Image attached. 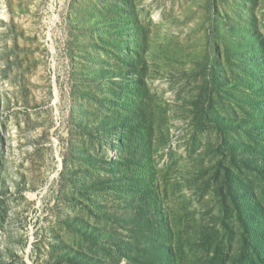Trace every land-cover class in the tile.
Here are the masks:
<instances>
[{
	"label": "rangeland",
	"instance_id": "1",
	"mask_svg": "<svg viewBox=\"0 0 264 264\" xmlns=\"http://www.w3.org/2000/svg\"><path fill=\"white\" fill-rule=\"evenodd\" d=\"M0 264H264V0H0Z\"/></svg>",
	"mask_w": 264,
	"mask_h": 264
},
{
	"label": "trees",
	"instance_id": "2",
	"mask_svg": "<svg viewBox=\"0 0 264 264\" xmlns=\"http://www.w3.org/2000/svg\"><path fill=\"white\" fill-rule=\"evenodd\" d=\"M121 155H119L118 159H120Z\"/></svg>",
	"mask_w": 264,
	"mask_h": 264
}]
</instances>
